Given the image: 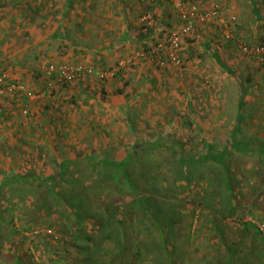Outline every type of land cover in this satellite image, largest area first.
I'll return each instance as SVG.
<instances>
[{
    "label": "crops",
    "instance_id": "0c3cea01",
    "mask_svg": "<svg viewBox=\"0 0 264 264\" xmlns=\"http://www.w3.org/2000/svg\"><path fill=\"white\" fill-rule=\"evenodd\" d=\"M201 4L206 8L220 4L225 23L236 16L233 32L250 44L264 41V0ZM147 14L154 19L148 27L142 22ZM178 23L176 9L160 0H0V74L10 71L38 92L46 88L48 63L108 68L129 52L149 48ZM224 28L196 25L184 43L181 69H158L142 61L114 79L91 76L63 89H46L44 96L33 100L0 95V163L8 144L9 153L12 148L23 150L11 153L12 160L21 157L40 164L46 155L61 161L67 154L66 160L72 161L82 153L101 154L121 145L123 139L115 133L125 128L120 125L122 116L130 111L153 113L154 99L159 102L166 94H209L214 83L224 101L227 94H264V66L237 59L235 44L223 39ZM238 68H243L239 80ZM86 135L90 137L85 139ZM46 145L51 152L39 156Z\"/></svg>",
    "mask_w": 264,
    "mask_h": 264
},
{
    "label": "trees",
    "instance_id": "16d2710c",
    "mask_svg": "<svg viewBox=\"0 0 264 264\" xmlns=\"http://www.w3.org/2000/svg\"><path fill=\"white\" fill-rule=\"evenodd\" d=\"M244 106L242 99L226 145L206 143L196 158L161 156L145 162L137 157L141 148L136 143L123 141L121 145L132 146V151L115 159L82 153L76 160L58 161L46 155L42 164L50 161L48 172L19 171L21 157H9L11 162L2 157L0 264H24L26 257L37 264L29 239L40 235L43 227L59 225V232L78 250L112 244L107 264L120 256V264H264V194L255 197L256 175L232 170L234 154L250 151L260 154L258 162L264 168V146L251 148L254 141L238 138ZM174 146L160 143L153 148L171 151ZM47 148L38 155L51 152ZM7 161L9 171L4 168ZM205 163L221 168L224 208L212 197L204 175L190 178L191 168ZM26 187L30 191L25 193ZM166 199L176 205L173 213L162 207ZM255 207L260 213H253Z\"/></svg>",
    "mask_w": 264,
    "mask_h": 264
},
{
    "label": "rangeland",
    "instance_id": "374dc122",
    "mask_svg": "<svg viewBox=\"0 0 264 264\" xmlns=\"http://www.w3.org/2000/svg\"><path fill=\"white\" fill-rule=\"evenodd\" d=\"M226 43L234 42L230 41ZM190 53L192 54V50H190ZM234 56L237 59L248 60L252 63V66L255 65L239 51L235 52ZM182 66L179 68L181 69ZM238 71L239 74L237 73L235 78L239 80V78L243 77V68H238ZM217 86L218 83L213 84L214 88ZM232 86L230 85V90H232ZM213 87L210 88L209 94H176L177 96L166 94L159 102L160 98L154 99L157 107L153 113L128 112V114L120 118V122L122 123L120 125H123L125 128L122 129L123 131L116 132L115 134L118 137L121 136L124 143H136L137 147L141 148L137 156L141 161L147 162V158L150 161H156L159 157L164 158L161 156H169L170 158L178 156L196 158L199 152L206 149V143L218 146L226 145L231 131L236 124V117L239 111L238 102L243 99L245 106L242 109L243 121L238 138L247 142L254 141L256 144L251 148H257L258 143L264 146V94H227V100L224 101L223 95L216 94L218 91L216 92V89ZM88 137L90 136L86 135L85 139ZM62 139V136H60L59 140ZM152 143L175 146L169 151L164 147L161 149L153 148L155 144L151 145ZM74 146L77 148L76 144ZM9 149L10 144L3 149L5 151H2V157L5 160L10 157ZM131 151L132 146H111L107 147L101 154H96V158L104 155L115 159L124 156L125 152L131 153ZM72 153L77 154L76 150H72ZM66 155L63 156V160L61 161H67ZM234 156L235 160L232 164V170L235 169L237 174L244 172L245 174L256 175L257 192L255 197H259L262 193L264 194V168L258 162L260 154L250 151L244 154H234ZM20 160L21 162H18V170L23 172L27 170L37 173L48 172L51 167L50 161L40 164L39 162H26L23 158ZM2 164L5 165V161ZM8 167L10 166L7 161L4 168ZM201 174L207 178L205 185L211 190L212 197L220 202L224 208L226 206L225 182L221 168L211 163H205L195 168L192 167L190 178L195 181ZM151 187L152 185H149L146 188L149 191ZM24 191L26 193L30 191V188L26 187ZM1 199L5 200L4 197H1ZM1 199L0 201H2ZM253 200L255 201V199ZM263 203L261 207L264 210ZM162 207L170 213H173L176 209V205L168 199H166V202L165 200L162 202ZM258 209L260 207L253 208V213L255 214L258 211L260 213ZM94 223H96V220ZM59 226L55 228L43 227V232L40 235L29 239L37 264L39 262H42L40 264H107V259L111 257V253L107 255V252L113 248L112 244L104 242L98 247L93 246L88 250H78L71 243L69 236H63L59 232ZM45 230L51 231V233L49 234ZM130 237V232H128L127 238L129 240ZM116 238L119 237L116 236ZM82 243H85V241H82ZM104 255V258H100V256ZM29 258H25L24 264H33L31 257ZM122 258V256L117 257L113 264H120Z\"/></svg>",
    "mask_w": 264,
    "mask_h": 264
},
{
    "label": "built area",
    "instance_id": "2783aa9c",
    "mask_svg": "<svg viewBox=\"0 0 264 264\" xmlns=\"http://www.w3.org/2000/svg\"><path fill=\"white\" fill-rule=\"evenodd\" d=\"M156 2L157 0H150ZM171 4L179 16V23L172 30L166 32L163 37L156 39L148 49H138L129 52L108 68H98L89 63H48L44 65L46 88L38 92L30 89L22 80L12 72L4 71L0 74V95H18L36 99L39 95L44 96L47 90H52L61 84H73L91 76H97L99 80L114 79L126 68L137 65L140 62H148L158 69L170 66L179 68L183 64L182 51L185 40L196 29V25L211 26L218 28L225 26L223 37L225 41H233L243 56L251 60L255 65L264 66V41L250 44L233 32L236 16H231L228 23L223 20L224 8L215 4L210 8L203 7L202 0H160ZM142 22L148 27L153 23L150 14L142 18ZM231 23V24H230ZM22 114H29L27 109ZM47 231V230H46ZM49 234L51 231H47Z\"/></svg>",
    "mask_w": 264,
    "mask_h": 264
},
{
    "label": "bare ground",
    "instance_id": "6f19581e",
    "mask_svg": "<svg viewBox=\"0 0 264 264\" xmlns=\"http://www.w3.org/2000/svg\"><path fill=\"white\" fill-rule=\"evenodd\" d=\"M184 63V62H183Z\"/></svg>",
    "mask_w": 264,
    "mask_h": 264
}]
</instances>
